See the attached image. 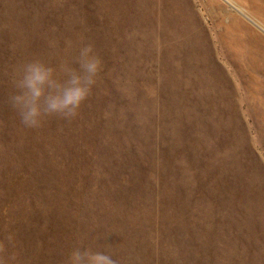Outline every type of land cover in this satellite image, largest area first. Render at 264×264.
Wrapping results in <instances>:
<instances>
[{"label": "rangeland", "instance_id": "rangeland-1", "mask_svg": "<svg viewBox=\"0 0 264 264\" xmlns=\"http://www.w3.org/2000/svg\"><path fill=\"white\" fill-rule=\"evenodd\" d=\"M187 1L204 48L168 0H0V264H66L90 243L116 264H264V100L233 50L264 42V0ZM86 45L74 115L25 127L13 70L78 67ZM198 59L232 121L215 84L180 74Z\"/></svg>", "mask_w": 264, "mask_h": 264}, {"label": "clouds", "instance_id": "clouds-1", "mask_svg": "<svg viewBox=\"0 0 264 264\" xmlns=\"http://www.w3.org/2000/svg\"><path fill=\"white\" fill-rule=\"evenodd\" d=\"M73 63L50 64L34 58L23 63L11 74L14 92L9 97L10 106L17 112L21 123L36 128L50 115L68 118L83 99L89 78L97 66L95 53L90 46H83ZM65 79L61 80L59 77ZM66 264H116L111 254L95 244L74 248Z\"/></svg>", "mask_w": 264, "mask_h": 264}, {"label": "bare ground", "instance_id": "bare-ground-1", "mask_svg": "<svg viewBox=\"0 0 264 264\" xmlns=\"http://www.w3.org/2000/svg\"><path fill=\"white\" fill-rule=\"evenodd\" d=\"M173 4H180L181 11L180 15L185 19V27L190 29L194 33V42L197 47L204 48L205 47V38L204 33L201 29L196 28L197 17L193 13L192 9L188 6L189 3L187 0H168ZM236 24V23H234ZM233 25V23L223 24L225 29H229V27ZM264 32V29H262ZM235 54V59L237 60L238 67L236 70L239 71L238 76L240 80L245 81L246 83L250 82L253 84V92L257 93V97L260 100H264V42L262 43H248V44H238L236 48H233ZM196 65L191 70L181 71L182 73H189L191 76L195 77L199 84L203 82L210 81L211 83L216 85L215 92H212V96L216 97L217 100L224 104V106H228L225 108L227 118L232 121L234 118V110L229 107V97L227 94L229 92V88L227 86V81L224 78L220 69L209 62L205 61L206 70L212 75L209 76L207 72L202 69V65L200 60H196ZM215 71V73H212ZM244 86V84H242ZM199 91L203 93H207L201 88ZM226 102V103H223Z\"/></svg>", "mask_w": 264, "mask_h": 264}]
</instances>
